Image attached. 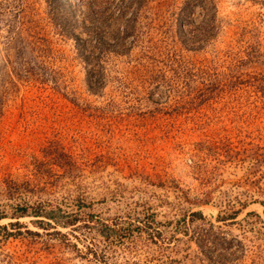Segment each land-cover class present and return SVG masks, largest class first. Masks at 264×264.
Segmentation results:
<instances>
[{"label":"rangeland","instance_id":"rangeland-1","mask_svg":"<svg viewBox=\"0 0 264 264\" xmlns=\"http://www.w3.org/2000/svg\"><path fill=\"white\" fill-rule=\"evenodd\" d=\"M137 1L0 0V264H264V0Z\"/></svg>","mask_w":264,"mask_h":264},{"label":"trees","instance_id":"trees-1","mask_svg":"<svg viewBox=\"0 0 264 264\" xmlns=\"http://www.w3.org/2000/svg\"><path fill=\"white\" fill-rule=\"evenodd\" d=\"M85 2H87V5H91L93 6V0H85ZM150 3V0H138L136 2V4L138 5V7H140V9H143L146 5H148ZM90 7V6H89ZM91 8V7H90ZM193 8V4H191L189 1L185 2L184 6L181 8V11L183 12V14L187 15L188 13H190L191 9ZM186 23L185 21H183V26H185ZM27 210L23 209L21 216L20 217H24L26 216ZM40 212L35 213V217H42L40 215ZM49 219H53L54 221L58 222L57 218L53 216V213H45ZM236 214V213H235ZM193 216H199L201 217L202 214L201 213H194ZM231 216V215H230ZM4 217H0V220H2ZM220 220L224 221L226 220L225 217H219ZM231 219H235L234 217ZM48 226H50L48 224ZM197 240H199V247H208L213 246L215 249L216 248H222V249H227L229 247H231V245H233L232 241H228L227 237H225V235L223 233L217 232V233H213V231H207L206 233H201L199 235V237L197 238ZM239 243V241L237 242ZM234 254V253H232ZM220 260H223L226 258L225 255H223L222 253H220L219 255ZM219 262V261H217Z\"/></svg>","mask_w":264,"mask_h":264}]
</instances>
